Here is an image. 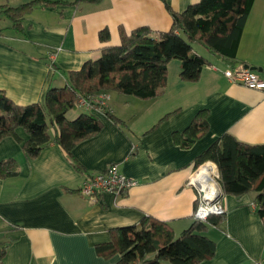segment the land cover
<instances>
[{
    "label": "crops",
    "instance_id": "0c3cea01",
    "mask_svg": "<svg viewBox=\"0 0 264 264\" xmlns=\"http://www.w3.org/2000/svg\"><path fill=\"white\" fill-rule=\"evenodd\" d=\"M26 1L0 0V7ZM198 1L36 4L25 15L22 31L0 13V91L19 105L39 102L48 87L66 85L69 72L98 58L100 47L118 44L121 32L140 26L155 33L167 30L170 11L181 12ZM104 29L107 42L99 39ZM192 50L208 60L196 81L183 80L180 60L172 59L166 84L154 98L107 91L101 92L102 105L79 104L69 110V119L88 113L102 123L70 152L50 140L38 155L28 157L23 149L28 135L20 127L18 138L0 140V161L11 158L17 169L14 175L0 176L2 264H113L120 254L106 258L96 246L108 242L116 228L140 226L146 216L167 222L178 235L195 219L200 191L197 183L187 181L203 151L223 134L247 144L264 143V89L247 88L223 74L228 67L248 65L264 80V0H254L234 58L213 55L194 43ZM102 107L121 121L109 118ZM200 112L206 130L181 145L179 135ZM112 163L137 184L95 199L83 196V178ZM218 193L224 214L221 219L212 215L204 231L215 251L198 264H264V220L257 212L256 193L227 194L220 183Z\"/></svg>",
    "mask_w": 264,
    "mask_h": 264
},
{
    "label": "trees",
    "instance_id": "16d2710c",
    "mask_svg": "<svg viewBox=\"0 0 264 264\" xmlns=\"http://www.w3.org/2000/svg\"><path fill=\"white\" fill-rule=\"evenodd\" d=\"M96 0H29L17 5H3V13L17 31H22L25 15L36 4L55 6ZM254 0H199L181 12L170 11L171 26L154 32L146 26L121 32L118 44L100 47V56L86 61L77 71L68 73L67 83L48 87L36 103L19 105L0 91V140L5 136L18 138L15 130L23 128L28 138L23 142L28 157L39 154L50 140L70 152L81 139L96 133L101 121L93 114L81 113L69 119L66 114L77 108L80 98L95 93L115 91L141 99L154 98L162 92L167 80L170 60L181 62L180 77L196 81L208 60L192 50L199 44L216 56L235 57L239 38ZM102 42L109 40L107 30L99 33ZM106 115L121 121L105 107ZM50 127L55 133L50 134ZM207 127L200 112L179 135L181 145L193 142ZM215 163L222 191L239 195L256 193L255 205L264 220V143L247 144L230 134H223L196 159L195 167L204 161ZM13 159L0 161V176L16 174ZM222 218V215L214 217ZM207 221H194L178 235L170 224L146 216L140 226L120 227L110 240L96 246L97 252L109 258L115 253L120 258L113 264H198L213 256L214 241L204 234ZM216 218V219H218ZM214 220L213 223H215ZM5 244L0 241V264Z\"/></svg>",
    "mask_w": 264,
    "mask_h": 264
},
{
    "label": "built area",
    "instance_id": "2783aa9c",
    "mask_svg": "<svg viewBox=\"0 0 264 264\" xmlns=\"http://www.w3.org/2000/svg\"><path fill=\"white\" fill-rule=\"evenodd\" d=\"M223 74L229 80L239 83L250 89H264V80L259 74L245 65L228 67L223 70ZM105 96L101 93L88 98H80L79 104L87 108L102 105ZM205 169L210 170L209 172ZM188 184H198L200 191L198 203L194 212V218L206 221L210 215L224 214V208L219 199L218 193V171L213 163L204 162L195 168L190 175ZM137 184L133 178L127 177L120 172L118 164L112 163L105 170L93 173L83 178L79 186V192L89 198L95 199L96 195L104 192L118 193ZM207 188L210 192L207 191Z\"/></svg>",
    "mask_w": 264,
    "mask_h": 264
},
{
    "label": "water",
    "instance_id": "95a60500",
    "mask_svg": "<svg viewBox=\"0 0 264 264\" xmlns=\"http://www.w3.org/2000/svg\"><path fill=\"white\" fill-rule=\"evenodd\" d=\"M248 66V65H245ZM249 67V66H248ZM250 69L256 70V67H249Z\"/></svg>",
    "mask_w": 264,
    "mask_h": 264
},
{
    "label": "rangeland",
    "instance_id": "374dc122",
    "mask_svg": "<svg viewBox=\"0 0 264 264\" xmlns=\"http://www.w3.org/2000/svg\"><path fill=\"white\" fill-rule=\"evenodd\" d=\"M5 19H7V18H5ZM99 93H95V94H92V95H98ZM92 95H90V96H92Z\"/></svg>",
    "mask_w": 264,
    "mask_h": 264
},
{
    "label": "bare ground",
    "instance_id": "6f19581e",
    "mask_svg": "<svg viewBox=\"0 0 264 264\" xmlns=\"http://www.w3.org/2000/svg\"><path fill=\"white\" fill-rule=\"evenodd\" d=\"M204 170H205V171H207V172H209V171H210V170H208V169H205V168H204Z\"/></svg>",
    "mask_w": 264,
    "mask_h": 264
}]
</instances>
